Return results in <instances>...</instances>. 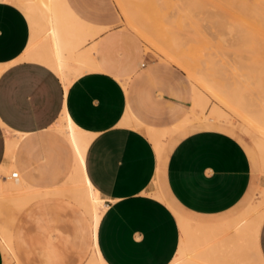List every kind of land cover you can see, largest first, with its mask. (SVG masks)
Returning <instances> with one entry per match:
<instances>
[{
	"label": "crops",
	"instance_id": "1",
	"mask_svg": "<svg viewBox=\"0 0 264 264\" xmlns=\"http://www.w3.org/2000/svg\"><path fill=\"white\" fill-rule=\"evenodd\" d=\"M82 1L64 3L85 29H60L52 46L0 0V204L19 211L0 220V264H24L20 251L67 264V250L76 264H261L264 219L251 201L261 161L249 137L247 148L230 133L235 120L247 136L237 114L213 97L199 105L185 73L126 51L121 32L86 16ZM67 122L88 137L82 174L95 219L74 192L76 151L58 128Z\"/></svg>",
	"mask_w": 264,
	"mask_h": 264
},
{
	"label": "rangeland",
	"instance_id": "2",
	"mask_svg": "<svg viewBox=\"0 0 264 264\" xmlns=\"http://www.w3.org/2000/svg\"><path fill=\"white\" fill-rule=\"evenodd\" d=\"M75 4L86 16L109 19V26L121 32L126 51L171 62L188 79L189 72L207 73L229 90L238 91L252 108L264 105V0H128V11L134 18L131 26L122 18L116 0H84ZM142 61L143 56H140L139 63ZM194 117L192 114L190 119ZM233 123L227 126L230 133L250 147L248 136H241ZM189 129L192 128L182 132ZM51 133L54 134L53 130ZM172 141L173 138H169L165 147ZM256 163L261 182L251 194V201H258L254 206L264 202L261 195L264 172L260 171L258 158ZM66 200L71 202L70 198ZM17 212L11 206L0 204L1 221L10 220ZM59 212L66 219L71 215L68 208ZM66 219L60 223L64 229L70 226ZM14 224L21 225L26 233L32 230L31 223L20 215ZM17 257L24 264L36 261L34 254L28 251H20ZM65 261L77 263L73 251L65 252Z\"/></svg>",
	"mask_w": 264,
	"mask_h": 264
},
{
	"label": "bare ground",
	"instance_id": "3",
	"mask_svg": "<svg viewBox=\"0 0 264 264\" xmlns=\"http://www.w3.org/2000/svg\"><path fill=\"white\" fill-rule=\"evenodd\" d=\"M127 1L128 0H116L122 17L131 26L133 25L134 18L128 11L129 9L127 7ZM130 1L132 2V0ZM15 4L25 12L33 30L35 32L41 33L43 35L42 40L46 41L47 43H51L52 46L56 40V33L60 29L83 25L81 23L79 25V22L77 23L75 19H73V16L64 3V0H17ZM83 26L85 29V25ZM46 61L53 67L57 68V59L54 61L48 56ZM188 74L189 78L193 81L196 87V99L199 105L204 106L207 103L209 97H213L221 102L226 108L234 111L237 114L239 118L238 126L241 131L252 140V143L254 144L260 157L261 171L264 172V105L261 104L259 109L252 108L249 106V104H246L245 98H243V100L240 94L234 92V90H229L228 88L224 87L222 84L210 78L207 73L196 74L189 72ZM58 128L72 141L76 151L75 172L77 178L73 185L74 192L79 196L82 195L88 202H90V205L87 207V209L95 219L97 213L96 205L92 198L93 195L90 192L89 183L82 174L84 166V150L88 142V137L83 132L74 128L70 122H67L65 125H61ZM147 134H149V132H147ZM6 169L8 168L6 167ZM262 187L263 189L261 191V195L264 196V186ZM20 192L22 200L29 199L30 196L28 194L30 193H25V189L23 187H21ZM258 212H260L259 221L262 222L264 219V202L260 205V211ZM99 264L102 263L100 262ZM261 264H264V260L262 258Z\"/></svg>",
	"mask_w": 264,
	"mask_h": 264
},
{
	"label": "built area",
	"instance_id": "4",
	"mask_svg": "<svg viewBox=\"0 0 264 264\" xmlns=\"http://www.w3.org/2000/svg\"><path fill=\"white\" fill-rule=\"evenodd\" d=\"M10 176H11V177H15V176H16L15 171H11Z\"/></svg>",
	"mask_w": 264,
	"mask_h": 264
}]
</instances>
